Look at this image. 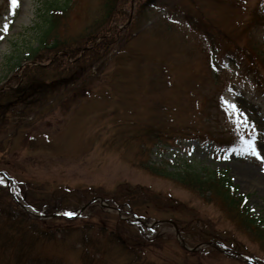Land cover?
Wrapping results in <instances>:
<instances>
[{"label":"rangeland","instance_id":"1","mask_svg":"<svg viewBox=\"0 0 264 264\" xmlns=\"http://www.w3.org/2000/svg\"><path fill=\"white\" fill-rule=\"evenodd\" d=\"M65 1L0 0V89L38 46L51 6ZM258 6L264 10V0H128L123 7L129 17L111 22L121 33L99 61L50 95L51 104L42 110L9 116L0 133V148H10L6 157L0 155V208L15 217L30 215L48 234L38 240L28 229L23 246L22 235L11 245L0 215V264H24L33 255L62 258L65 264H251L235 252L264 264L257 235L219 202L176 181L186 172L226 171L264 223V187L241 173H264V27L250 26ZM101 9L102 0H73L58 32L64 38L97 31ZM220 33L232 44L219 48L214 39ZM237 47H247L259 60L253 56L248 64L247 55L237 57ZM225 101L239 108L246 125L238 124ZM203 127L213 131V140L238 129L255 141L259 155L222 151L214 141L196 137ZM3 174L19 201L3 188ZM124 182L149 191L144 196L135 190L144 201L141 208L119 192ZM94 196L103 202L88 205ZM28 202L41 212L21 206ZM81 207L73 219L38 216L56 211L74 216ZM136 212L146 214V224L170 218L182 223L181 236L190 247L213 240L233 251L205 245L186 250L171 223L138 224Z\"/></svg>","mask_w":264,"mask_h":264},{"label":"trees","instance_id":"2","mask_svg":"<svg viewBox=\"0 0 264 264\" xmlns=\"http://www.w3.org/2000/svg\"><path fill=\"white\" fill-rule=\"evenodd\" d=\"M127 1L102 0V12L99 17L100 20L97 22V31L85 32L78 37L69 35L64 38L58 32L60 20L61 16L69 10L73 0H66L64 4L57 3L51 6L48 17H46L45 27L39 36L38 46L26 55V64L23 65V62H18L16 67L20 71H15L14 76L8 79L9 81L0 89V133L5 131L8 126L10 121L9 116L16 117L22 114H29V112H36L40 109L42 110L51 104L50 95L62 89L64 90L69 84L75 82L78 77L80 78L87 69L89 70V66L99 61L103 49L112 45L121 33V29L118 26H110L111 22L119 20L127 21L129 17L128 11L123 7ZM255 14L254 23L251 22L250 26L253 28L255 26H264V14L260 10H257ZM107 28L113 29V33L110 36L103 33L105 31L104 29ZM214 41L219 43V48H223L224 44H228L229 42L232 44V41L230 39L228 40V37L223 33H220L219 39H214ZM262 49L263 52H261L263 54H261V58L264 61V43ZM243 55L248 56V64L250 62L253 63L254 55L247 47L239 48L238 56L242 58ZM254 57L258 59L257 56ZM254 75L258 81V75L256 73ZM204 128L198 130L197 136L210 138V134H214L213 131H205ZM215 140L220 146L227 149L239 145L233 136H227L225 133L218 135ZM10 144L11 142H9ZM1 149L0 155L6 157L10 148ZM148 169L152 173H155L152 166H149ZM176 181L198 196L207 199V201L219 202L223 210L232 219H235L247 231L258 236L264 250V223L259 220L253 213L251 207L247 205V199L238 192V186L233 183L226 171L210 170L204 173L186 172L185 174L177 175ZM117 187L121 194L131 195V200L138 208L143 206L144 201L139 195H136L135 190L144 192V196H148L149 193L147 189L141 187L133 189L134 187L132 185L125 182L119 184ZM6 192L8 193L7 190ZM124 202H115V204L124 207V204H127ZM28 203L32 204L30 202ZM93 204L96 206L98 202ZM135 214L141 217H147L145 213L136 212ZM0 215H5L3 224L6 226L5 233L0 231V234L3 233L11 245H16L15 236L22 235L19 243L23 246L22 242L30 235V232L38 240L48 234L46 229L41 227L36 222V219L30 215L26 217H15V213L11 209L3 210L1 208ZM24 224H33L36 227L27 228ZM28 229H32V231H25ZM91 229L92 227L88 228V230ZM26 232H29V234H26ZM60 234L64 235V229ZM83 241L86 243V240ZM121 243L123 244V242ZM217 243L222 244L220 241ZM80 245L84 246L82 240L80 241ZM61 259H56L51 256L33 255L27 258L24 264H65V261L62 259L63 262Z\"/></svg>","mask_w":264,"mask_h":264},{"label":"snow or ice","instance_id":"3","mask_svg":"<svg viewBox=\"0 0 264 264\" xmlns=\"http://www.w3.org/2000/svg\"><path fill=\"white\" fill-rule=\"evenodd\" d=\"M11 3L13 5H17L18 4V0H11ZM7 30H8L7 24L3 25L2 31L3 32H7ZM0 38H2V36H0ZM225 103L231 109L232 114L236 116L238 124L246 125V118L245 119H241V114H240L239 108H237L235 104H230L227 101H225ZM250 135L251 134H249V136ZM243 143H244L245 149H246V151L248 153L256 154L257 156L259 155V153L256 151L255 141L253 139H251L249 137H245V138H243ZM66 214L67 215H72V213H66Z\"/></svg>","mask_w":264,"mask_h":264},{"label":"bare ground","instance_id":"4","mask_svg":"<svg viewBox=\"0 0 264 264\" xmlns=\"http://www.w3.org/2000/svg\"><path fill=\"white\" fill-rule=\"evenodd\" d=\"M241 173H246L248 174V176H251L252 179L258 180L260 184L264 187V173L263 172H259L258 170H254V169H251L250 171L243 169Z\"/></svg>","mask_w":264,"mask_h":264},{"label":"water","instance_id":"5","mask_svg":"<svg viewBox=\"0 0 264 264\" xmlns=\"http://www.w3.org/2000/svg\"><path fill=\"white\" fill-rule=\"evenodd\" d=\"M177 232L179 233V230L177 229ZM214 246H217L216 244H213Z\"/></svg>","mask_w":264,"mask_h":264}]
</instances>
